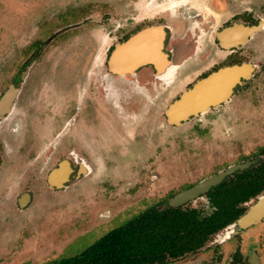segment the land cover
Returning a JSON list of instances; mask_svg holds the SVG:
<instances>
[{
	"label": "rangeland",
	"instance_id": "rangeland-1",
	"mask_svg": "<svg viewBox=\"0 0 264 264\" xmlns=\"http://www.w3.org/2000/svg\"><path fill=\"white\" fill-rule=\"evenodd\" d=\"M169 1L0 0L2 90L12 71L19 75L35 59L24 85L30 104L16 106L33 118H24V127L18 119V126L12 127L17 128L13 135L17 141L7 140L6 124L1 125L0 142L6 143L9 151L23 149L20 144L26 123H33L38 127L30 130L37 132L38 150L44 151L28 160L30 166L22 162L10 172L6 169L14 163L12 154L5 164L0 162V180L8 182L6 187L0 184V192H4L0 264H55L75 256L146 207L158 202L165 205L174 194L198 181L256 158L264 146V30L237 54L226 55L214 43L216 30L230 15L241 13L249 20L251 4L258 7L257 20L264 18V0H189L175 9L159 8L152 18L149 11L157 8L153 6ZM145 16L190 30L167 39V49L176 48L173 62L179 65L172 81L149 77L138 82L136 74L103 78L111 44H101L103 34L112 32L111 39L120 36ZM182 41L190 42L189 48H179ZM235 60L255 63L257 71L236 89L231 100L181 125L167 123L165 109L188 82L203 70ZM146 71L151 72V68L139 74ZM86 92L100 97L95 108H107L115 131L112 137H89L84 126ZM74 148L97 151L86 158L92 171L79 180L72 179L61 190L51 188L47 172L60 159L72 158L68 154L54 158L53 151ZM25 190H30L33 198L22 211L16 198ZM185 206L211 210L205 197ZM223 232L225 229L218 234ZM26 238L33 245L26 243ZM253 248L264 264V221L226 243L214 239L177 264H227V257L235 250L243 254L241 262L249 264Z\"/></svg>",
	"mask_w": 264,
	"mask_h": 264
},
{
	"label": "flooded vegetation",
	"instance_id": "flooded-vegetation-1",
	"mask_svg": "<svg viewBox=\"0 0 264 264\" xmlns=\"http://www.w3.org/2000/svg\"><path fill=\"white\" fill-rule=\"evenodd\" d=\"M154 1L155 0H151V2H154ZM186 1H189V0H171L168 3L157 4L156 6H153V7H157L155 10L152 9V10L149 11L150 12V15L152 14L151 16H152V18H154V14L153 13H155V12L157 13L159 11L158 10L159 8H162V9L163 8H172V9H175L177 6L181 5L183 2H186ZM251 6L252 7L249 8V12H248V16H249L248 19L249 20H246L243 15H240L241 13H234V14L230 15L225 21H223V23L218 27V29L216 30V32L214 34V43L219 48V51L226 52V55H229V54L232 55L234 53L237 54V53H239L241 51V49L247 43H250L251 40L254 39L255 35H257L262 30H264V18L262 17L259 20H257V15H258V13H257L258 11L257 10H258V7L256 6V4H251ZM205 8L206 7L204 6V10H205ZM259 10L260 11H263L260 8H259ZM140 21H141V23L135 24L133 27L128 28L127 30H125L124 33H122L120 36H116V37H114L112 39H111V33L112 32H109L108 34H103L101 44H104V43L106 44L107 41L108 42H111V44L108 47L107 52H106L105 62H106V66H107V71H106L105 75H103V78H107V77H110V76H118V77H121V76H129V75H135L136 74V76H137L136 79H137L138 82H140V81L143 82V79L149 78V77H152L153 79H156L157 78V75H156L157 74V71L154 69L153 65H151V64H148V65L143 66L141 69L137 70L135 74L120 75V74H117V73L113 72L109 68V60H110V57L112 55L113 50L116 48L117 45H119V44L127 41L130 37H132L133 35H135L139 31L144 30V29H147V28H154L157 31L158 30L161 31L163 33V38L165 39L166 42H167L168 37L175 38L174 37L175 34L178 36V35H182L185 31H190L189 29L186 30L185 29L186 27L184 28V26H181V25H175L174 24L173 27H172V26H169L167 24H162L160 21L155 22L153 19L151 21V19L148 16L142 17V20H140ZM261 22H262V24H261ZM234 24H242V25H259V24H261L262 26L252 36H250L249 39H248V41L245 42L243 45L238 46L236 48H232V49L224 48L223 46L220 45V42H219V40L217 38V33L219 31L227 28V27L233 26ZM177 26H179V27H177ZM199 30L201 31V29H199ZM191 31H192V28H191ZM200 31H199V33H200ZM199 33L198 34L196 33V37L198 36V39L200 37ZM188 41H186V42L185 41H182L183 43H180L179 44L180 45L179 48L180 47H183V48L184 47H186V48L188 47L189 48L190 42H188ZM179 48H177V49L179 50ZM165 50H166V52H169V54H170V56H172V58L174 56L176 57V54H177L176 48L169 50L166 47ZM97 56H96V59L97 60L99 58H101V52H99V54ZM242 62H244V61H242ZM239 63H241V62H239ZM230 64H234V63H230ZM177 65L178 64H175L174 63L173 64V67L168 71L169 73H167V76H163V75L161 76L162 80H166L167 83L170 82V81H172V78L174 77L175 72H176L175 70L178 68ZM225 65H229V64H225ZM225 65H222V66H225ZM222 66H217L215 68H211V69H209V71L203 70L202 72H200L199 74H197L196 77L191 82H188L184 86V89H182L181 91L178 92V94H176V96L174 97V99L172 100V102L175 99H177L184 92V90L188 89L194 83H196L198 80H200L201 78L205 77L206 75L210 74L211 72L217 70L218 68H220ZM149 67L151 68V72L146 71L147 73L146 72H144V73L142 72L141 75L139 74V72L142 69L149 68ZM28 71H29V69H26L25 71H23L19 75H17L16 71H12L11 72L12 73L11 76H9L8 85L7 86H4L3 87V90L0 87V100H1V98L4 96V94L10 88H15L16 91H17V93L15 94V97H14V99L12 101V104L10 105V108L7 111H5V112L0 113V126L6 124L5 137L7 138V140H10L11 142L12 141H17L16 138H15V136H13L15 134V132L17 131V128H12V127L18 126V124H19L18 123V119L21 120V125L24 127V125H25L24 118H25L26 121L33 118V116H31L29 113H24L23 109H21L20 111H18L17 108H16V106H17L18 103L24 105V107H25V105L27 106L28 104H30V96L27 97L26 91H24V85H25V83H26V81H27V79L29 77ZM256 71L257 70H255L253 76H255ZM149 82H152V81H149ZM244 82L245 81H243V84H244ZM91 92H90V94H88L86 92V94H85L86 97L84 96L85 97L84 99L86 100L84 112H85L86 115H88L85 118V121L86 122H85L84 126L89 129V132L91 134L89 136L90 138L93 137V139H94L95 137H98L99 136L100 139H104L105 140L107 138V136L112 137V135L114 134L115 131L112 128L111 122L108 121L109 119L107 117V115H108L107 108L106 107H102V106L95 108L93 106L95 104V102L98 104V100L100 101L101 99H100L99 96L96 97V98L93 97V93L91 94ZM138 104L139 103H136L135 106H138ZM32 105L33 104H31V106ZM28 109H29V111H31L33 108L30 107ZM211 109H213V108H211ZM18 115H21V117H18ZM164 115H165V112H164ZM199 115H201V114H199ZM199 115H197V116H199ZM79 116H80V113H79ZM194 117H196V116H194ZM165 118H166V115H165ZM76 120H79V119H76ZM166 121H167V119H166ZM171 125L176 126L175 124H171ZM34 126H35V128H34ZM36 127H38V125H34L33 123L32 124L31 123L30 124L26 123V128H25V131L26 132H25L24 140H22L21 141L22 143L20 144V148H23V149H18V150H15V151H9V150L6 149L7 147H5L6 146V143L0 142V160H1L0 162H1V165H2V163L5 164L8 161V157H9L8 155L9 154H12L13 161H14V163L12 162L11 164H9V166H7V169H6L7 172L8 171L9 172L10 171H13V169L15 170L16 168H18L21 165L22 162H23V164L25 163V165H29L30 166V164L28 162L29 159L31 160L32 158H37V157H40V156L43 155L44 151L43 150H41V151L38 150V148H39V143H38L39 142V138L36 139V135H35L37 132H34V130H30V128L31 129H36ZM77 131H78V134L81 133V127L79 129H77ZM102 133H104V135H102ZM108 134H110V135H108ZM116 135H119L118 132L116 133ZM40 144H41V147H42V143L41 142H40ZM49 144L51 145V143H49ZM259 149H258V151H259ZM258 151H257V154H256V158H251V159H247V160H245L243 162H238V163L244 164V163L250 161V165L249 166H246L243 169H238L235 172L240 171V170L242 171V170L248 169L252 165H255L257 162H259L260 159H261V157H262V155L261 154L259 155L258 154ZM96 153H97V151L96 150H93L91 148H88L87 150H81L79 148H74L73 150H59V151L58 150H54L52 157L55 158V157H58V156H62V154H63L64 157H67L66 155L68 154L74 160H72V158H71V160L68 159V158H63V159H60L59 162H57V165L52 166V168H50V170L47 172V178H46V180H47L48 185L51 188H53V189L61 190V189L65 188V187H67L69 185V183L71 182L72 179L73 180L74 179L75 180H79L81 176H84L85 174H89L92 171V166H91V164L89 163V161L86 158L93 157V156L96 155ZM64 160H67L69 162V166L72 169V171L70 172V175H69V180L64 183L65 184L64 187H61V188H57L55 186L53 187L51 185L50 180H49L50 172L52 171V169H54L56 166H58L60 162H62ZM238 163H235V164H238ZM232 165H234V164H232ZM29 168L30 167H28L26 169V172L29 171ZM225 169H223V170H225ZM234 173H232L231 175L227 176L226 178L234 175ZM202 180H204V179H202ZM202 180H200V181H202ZM0 181H1L0 184H2V186H5V187L7 186L8 182L5 179H2ZM200 181H198L197 183H199ZM197 183L191 185L190 187H193ZM215 186H217V185H215ZM190 187H188V188H190ZM188 188H186V189H188ZM211 190L212 189H210L206 193L200 194V196H198L197 198L193 199V200H196V199H198L200 197H205L206 198V201L209 204V208L211 210L209 212H206L205 210L203 211V209H200L205 214H210V213L214 212V210L216 209V207L213 205V203H212V201L210 199V196H209V193H210ZM3 194H4V192H0V203L4 201V199L2 198L3 197ZM263 194H264V192H262L261 194L255 196L254 198H251L249 201H246V202L242 203V206L245 208V210H244V212L240 216H242L252 206V204L254 203V201H256L258 199V197L261 196V195H263ZM172 197L169 198L168 204H169V201H170V199ZM32 198H33V193L30 190H25L22 193H20V195L17 196V198H16L17 203L19 205V209L22 210V211L23 210L26 211L27 208L30 206V204L32 202ZM193 200H190V201H193ZM7 201H9V200L7 199ZM189 202H187L186 204H188ZM247 204H250L249 207L246 206ZM185 205H183V206H185ZM189 207H192V206H189ZM194 208H197V207H194ZM197 209H199V208H197ZM240 216L235 221H233L232 223L228 224L227 226H225L220 231L224 230L225 228L229 227L231 224H233L234 222H236L240 218ZM263 221H264V219L261 220L260 222L256 223V224H253V225L249 226L245 230H248V229H250L251 227H253V226L257 225V224L262 223ZM245 230H242L239 233H236L235 236L241 234ZM219 232L215 233L212 236V238L207 242V244L201 250H199V251H197L195 253L188 254L185 257L190 256V255H195V254L199 253L200 251H202L208 245V243L210 241H212L214 239L217 240V237L216 236L218 235ZM231 237H229V238H227L225 240L220 241V243H222V242L223 243L224 242L226 243L228 240H230ZM22 239H23L22 237L19 238V241H21ZM30 240L31 239H27L26 243L29 242V243H31L33 245V241H30ZM226 245L227 244H225V246ZM233 246H234V244L232 245V247ZM18 248H20V246H18L16 249H18ZM254 252L258 256L259 264H263L262 263V259H261V255H260L259 251L256 248H253L251 250V253H250L249 257H248V263L249 264H252L251 258L253 256V253ZM185 257H181V258H178V259L171 260L170 262H168L166 264H177V263H179L180 260L184 259ZM241 260H243V254L240 251L235 250L231 256H228L227 257L226 263L227 264H244V263L241 262Z\"/></svg>",
	"mask_w": 264,
	"mask_h": 264
},
{
	"label": "trees",
	"instance_id": "trees-1",
	"mask_svg": "<svg viewBox=\"0 0 264 264\" xmlns=\"http://www.w3.org/2000/svg\"><path fill=\"white\" fill-rule=\"evenodd\" d=\"M258 154L262 157L255 165L212 188L209 196L214 212L205 214L194 207L158 202L111 229L80 254L56 264H166L201 250L244 212L242 203L264 192V146Z\"/></svg>",
	"mask_w": 264,
	"mask_h": 264
},
{
	"label": "water",
	"instance_id": "water-1",
	"mask_svg": "<svg viewBox=\"0 0 264 264\" xmlns=\"http://www.w3.org/2000/svg\"><path fill=\"white\" fill-rule=\"evenodd\" d=\"M261 24H234L233 26L219 31L217 33V38L220 45L224 48H236L247 42L249 37L261 28ZM165 49L166 41L161 31H157L154 28L141 30L127 41L116 46L109 60V68L117 74L126 75L135 74L136 71L143 66L151 64L157 71V78L162 79L161 76L168 71V68H170L172 64H174L172 56H170L169 52H166ZM39 52H41V49ZM33 61L28 65V69ZM178 66L179 65H177V67ZM256 68L257 64L252 62L234 63L222 66L201 78L191 87L184 90V92L165 109L167 123L181 125L192 117L203 114L211 108L229 101L236 92V89L243 85V81L249 80L253 76ZM175 71H177V69ZM16 93L17 91L15 88H10L4 94L0 100V113L10 108ZM249 165L250 161L244 164L238 163L231 165L225 170H221L200 181L193 187L178 192L170 199L169 204L173 207L183 206L190 200L200 196V194L206 193L215 185L223 182L227 176L231 175L236 170L243 169ZM71 171L72 169L67 160L60 162L59 165L50 172L49 180L51 185L57 188L64 187V183L69 180ZM263 219L264 194L259 196L252 206L240 216L236 222L225 228V232L218 234L216 242L234 236L236 233L245 230ZM251 262L252 264H259V259L255 252L253 253Z\"/></svg>",
	"mask_w": 264,
	"mask_h": 264
},
{
	"label": "bare ground",
	"instance_id": "bare-ground-1",
	"mask_svg": "<svg viewBox=\"0 0 264 264\" xmlns=\"http://www.w3.org/2000/svg\"><path fill=\"white\" fill-rule=\"evenodd\" d=\"M173 67V64H172V66L170 67V68H168V71L171 69ZM165 72L164 74H163V76H167V73H169V72Z\"/></svg>",
	"mask_w": 264,
	"mask_h": 264
}]
</instances>
